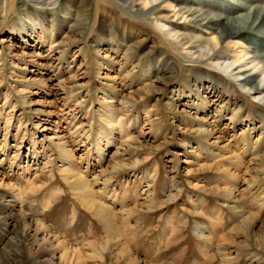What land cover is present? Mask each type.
Returning <instances> with one entry per match:
<instances>
[{
    "label": "rangeland",
    "instance_id": "1",
    "mask_svg": "<svg viewBox=\"0 0 264 264\" xmlns=\"http://www.w3.org/2000/svg\"><path fill=\"white\" fill-rule=\"evenodd\" d=\"M74 2L0 0V178L12 186L16 214H27L69 250H79L82 264H116L109 244L115 237L143 264H223L227 250L232 251L228 246L235 248L234 264H264V147H259L258 129L249 136L246 131L260 115L264 138V103L210 62L190 61L178 45L138 19L113 12L109 16L115 25H101L102 4L91 10L87 25L73 27ZM122 20L135 25L123 29ZM180 32L207 39L197 29ZM62 41L73 43L69 53L35 76L36 63L57 56L60 49L55 53L53 45ZM137 42L140 48L125 57L124 51ZM125 59L127 64L119 67ZM105 65L112 66V73L126 72L114 99L99 84L98 78L110 72L101 69ZM145 71L149 75L143 76ZM74 73L76 80L61 81ZM156 77L161 80L154 81ZM57 82L59 87L51 90ZM215 92L222 97L218 104L236 102L241 121L228 122L234 106L223 112L217 106L203 109L208 99H218ZM120 97L124 103L119 105ZM112 113L121 119L117 122L126 129L125 136L108 129ZM202 119L215 121L220 144L211 145L196 131ZM55 135L63 143L58 145ZM221 145L228 146L226 153ZM255 157L263 167L251 165ZM64 169L87 180L88 194L90 190L105 213L97 217L80 203ZM191 169L196 171L189 175ZM231 173L239 175L234 193L242 199L238 206L253 213L249 227L256 240L239 229L249 214L237 219L212 190ZM2 221L0 264H59L20 225L9 220L1 229ZM231 230L236 233L230 243L220 239Z\"/></svg>",
    "mask_w": 264,
    "mask_h": 264
},
{
    "label": "bare ground",
    "instance_id": "2",
    "mask_svg": "<svg viewBox=\"0 0 264 264\" xmlns=\"http://www.w3.org/2000/svg\"><path fill=\"white\" fill-rule=\"evenodd\" d=\"M56 2V0H51ZM70 1V0H68ZM75 1V9L77 12V19L73 23V27L78 24L87 25L88 16L91 10H96V7L102 4L104 6L102 8V19L100 22L101 25L112 27L115 25L113 22V17L109 16L112 13L126 14L128 17H133V19H138L140 22L138 24L145 26H152L156 30H158L162 36L166 40H171V42L175 43L179 46V50L183 52V56L191 60H197V64L199 65H207L210 62L211 67H215L220 69L221 72L228 75L227 77H231L232 79H237L238 87L245 91L246 94L250 95L254 99L260 100L264 103V0H72ZM54 4V3H53ZM79 4V5H78ZM73 7V6H72ZM92 8V9H91ZM98 9H101L98 8ZM79 16V18H78ZM140 17V18H139ZM121 21V20H120ZM129 22V23H128ZM122 24L123 29L126 26H130V24H134L130 20H122L120 22ZM178 25L177 28H169L171 25ZM127 27V28H128ZM185 29H197L200 32H203L206 38L195 39V36H187L184 34ZM131 30V29H130ZM176 30V31H174ZM178 30V31H177ZM72 31V30H71ZM127 34H130L127 33ZM72 37V36H71ZM64 39V38H63ZM68 39V38H67ZM128 40L132 41L129 36ZM57 47V48H54ZM73 43L69 42H59L53 45V50L55 53L57 49H60V53L57 56L51 57L50 60H43L36 63L35 70L32 72L37 75V71L42 68H53L55 65H52V62H59L61 58H63L64 53L66 55L72 49ZM140 48L139 43H132L127 51H124V56L133 49ZM52 49V48H51ZM80 49H77L76 57H79ZM31 56V54H28ZM38 55V53H37ZM35 56V55H33ZM105 57V56H104ZM107 57V56H106ZM123 58V56H122ZM205 64H203V63ZM125 62L121 64L125 65ZM105 64V63H104ZM108 64V62H107ZM127 64V63H126ZM102 67V70L113 71L112 66ZM79 68V67H78ZM120 69V68H119ZM144 69V68H143ZM149 70V69H148ZM233 72L235 74L233 75ZM103 73L99 78V84L101 90L108 91L112 98L119 97V91H121L120 87L122 86V80L125 76L124 72L120 70L114 71L112 74ZM149 71H145L143 76H147ZM74 73L72 76L68 77L67 80H61L63 83L68 84L67 82H71L76 80L79 76H75ZM160 78L154 79V81H159ZM60 81V82H61ZM80 81V80H79ZM126 83V82H125ZM59 82L53 83L50 86L51 90H56L59 87ZM64 85V84H63ZM147 86V85H146ZM143 89V88H142ZM216 89V88H215ZM138 91L141 90V87H138ZM29 91V90H28ZM121 93V92H120ZM130 93V92H129ZM189 94L191 92H188ZM121 95V94H120ZM124 98V95L121 96ZM120 97L119 102L116 99V102L120 105L122 99ZM214 98V97H211ZM215 98L212 101H206L203 109L207 108V106H217L222 112L225 110H231V115L228 117V122H233L234 120H240L242 118L241 108L234 111L237 104L232 99H228L227 101L221 102L218 104V100L222 99L220 92H215ZM196 100V97L193 98ZM193 100V101H194ZM111 101V100H110ZM217 103V104H216ZM38 106V105H37ZM115 111L118 110L116 106H114ZM37 111L39 113L50 114L51 111L49 109L38 108ZM209 111V110H208ZM116 114L112 113L109 116L107 127L112 134H119L125 136V130L120 123V118H115ZM119 118V119H118ZM262 117L260 115L255 116L251 122L250 127H248L247 136L250 135V130L258 129L260 132L257 136L259 139V147H264V138L261 137L262 132L259 127L260 121ZM118 119V120H117ZM118 121V122H117ZM202 123L201 126L204 128L197 129L196 131L204 136L207 139H210L211 145H218L221 142V136L219 133L217 134L215 128V121L211 120H200ZM117 123V124H116ZM260 128V130H259ZM257 131V132H258ZM253 134V133H252ZM62 136L55 135L54 139L58 140L57 144L63 143L61 141ZM126 139V138H125ZM124 140L125 142L128 141ZM252 145V143H250ZM220 151L226 153L228 151L227 145H221ZM252 148V146H251ZM258 148V147H257ZM69 149L64 151V157H68ZM264 156V152L261 158ZM63 157V156H62ZM69 158V157H68ZM228 157H226L227 159ZM255 157L251 160V165L255 167H263L261 164L262 159ZM199 160V158L197 157ZM67 160V159H66ZM238 161V160H237ZM239 162V161H238ZM183 163L189 165L190 162ZM198 167L195 168H203L206 167L204 164L198 163V161L193 162ZM242 166L240 165V168ZM72 169V168H71ZM195 169L187 170V173L193 174L195 173ZM246 173V172H245ZM63 176L65 180L70 185L72 191L78 199L80 203L89 211L93 212L95 216L100 217V214L105 213L104 206L97 204L96 200L92 197L91 191L87 187V180L80 177V175L76 174L74 170L64 169ZM230 179L222 182L221 186L212 187L213 192L219 193L220 198L223 199V202L226 206L237 215V219L240 217H244L245 214H249L246 216L245 221L238 228L242 229L246 236L255 239L256 235H253L250 232L249 221L251 220V215L248 207L241 208L238 206V202L242 201L239 199L234 193L237 191V185L239 180V175L236 173H231L229 175ZM255 180V179H254ZM256 182V181H255ZM221 183V182H220ZM32 190V189H31ZM3 202L8 203L7 205ZM245 205V204H244ZM16 211V212H15ZM17 213V199L16 196L12 192V186L4 185L2 183V179L0 178V218L3 220L2 223L4 226L1 229H5L6 224L9 220L15 222L18 226L20 225L27 235V232L30 233L31 237L36 241V245L40 248L45 246L46 250L50 252L51 260L59 259V264H71V261L74 259V256L77 257L74 259V264H82L81 262V254L79 250H69L67 246L59 240V238L49 232V230L43 226L38 221H33L29 218V216L23 212ZM253 217V216H252ZM257 219V218H256ZM259 220V217H258ZM256 221V220H255ZM7 222V223H6ZM254 222V221H253ZM252 227V226H251ZM20 229V228H18ZM116 233V232H115ZM114 233V234H115ZM119 233V232H118ZM117 233V234H118ZM236 233L235 230H231L228 234H220V239L223 241H227L230 243V238H233L231 235ZM5 235L4 231H0V236ZM119 235V234H118ZM19 236V235H18ZM28 236V235H27ZM235 236V235H234ZM21 238V237H20ZM26 239V238H24ZM256 240V239H255ZM254 240V241H255ZM123 241V240H122ZM40 242V243H39ZM231 242H234L231 240ZM228 243V244H229ZM42 246H39V245ZM111 251L110 253H114L116 264H143L140 259L136 258L132 251L126 247L122 246V243L119 241L118 237L112 238L109 240ZM124 244V242H123ZM232 244V243H231ZM230 244V245H231ZM235 244V243H234ZM35 246V244H34ZM37 247V248H38ZM99 247L104 249H109L106 245H95V248ZM232 249L227 250V254L223 259V264H234L237 257L234 254L231 256L234 246H228V248ZM38 248V249H39ZM92 248V253L97 249ZM43 249V248H42ZM103 249V248H102ZM59 254L58 257L56 255ZM230 254V255H229ZM73 257V259H72ZM80 260V261H79ZM249 261V260H248ZM247 261L242 262L241 264H246ZM114 264V263H113ZM247 264H252V262H247Z\"/></svg>",
    "mask_w": 264,
    "mask_h": 264
}]
</instances>
